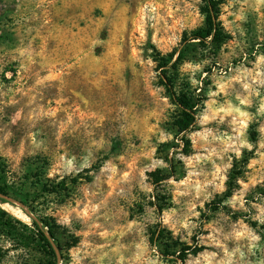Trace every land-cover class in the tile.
Returning a JSON list of instances; mask_svg holds the SVG:
<instances>
[{"label":"rangeland","instance_id":"374dc122","mask_svg":"<svg viewBox=\"0 0 264 264\" xmlns=\"http://www.w3.org/2000/svg\"><path fill=\"white\" fill-rule=\"evenodd\" d=\"M203 4L0 0V209L47 220L58 264H264V0H221L219 45L185 41ZM172 52L203 100L190 145ZM17 226L0 217V264H43Z\"/></svg>","mask_w":264,"mask_h":264},{"label":"trees","instance_id":"16d2710c","mask_svg":"<svg viewBox=\"0 0 264 264\" xmlns=\"http://www.w3.org/2000/svg\"><path fill=\"white\" fill-rule=\"evenodd\" d=\"M202 13L205 17L204 25L191 32L190 36L185 38V41H197L205 45L208 43L214 45L221 44L227 38V34L220 20L221 0H204ZM174 57L175 52H172L169 54V59L167 57H162L159 60L160 81L171 103L177 107V114L173 122L177 136L182 143L190 145V140L186 137V134L194 129L198 120L201 101L203 100L197 98L189 91L177 89V69L179 61L183 58V53L179 52L175 60H173ZM65 187L66 182L63 180L52 186L44 184L43 189L44 191L56 192L60 189L64 190ZM0 195H10V189L4 182H0ZM0 200L3 202H10L8 199L1 196ZM22 209L30 216L31 224H25L0 209V217L3 219L4 225L10 227L14 231L18 230L17 225H19L20 234L22 235L21 241L32 240L31 243L36 245L45 257L43 264H58L59 257L57 249H60V245L52 240L55 238V234L50 228V223L43 218H36L33 216L24 205ZM167 251L168 255H171V252H169V250ZM187 251L188 248L183 246L177 258L180 260L186 259Z\"/></svg>","mask_w":264,"mask_h":264},{"label":"water","instance_id":"95a60500","mask_svg":"<svg viewBox=\"0 0 264 264\" xmlns=\"http://www.w3.org/2000/svg\"><path fill=\"white\" fill-rule=\"evenodd\" d=\"M1 197H3V198H6V199H8L9 201H11L12 199L9 197V196H5V195H0Z\"/></svg>","mask_w":264,"mask_h":264},{"label":"bare ground","instance_id":"6f19581e","mask_svg":"<svg viewBox=\"0 0 264 264\" xmlns=\"http://www.w3.org/2000/svg\"><path fill=\"white\" fill-rule=\"evenodd\" d=\"M16 210V209H15ZM18 214V213H17Z\"/></svg>","mask_w":264,"mask_h":264}]
</instances>
